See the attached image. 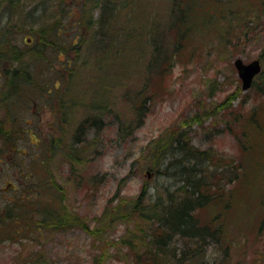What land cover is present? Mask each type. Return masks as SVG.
Instances as JSON below:
<instances>
[{
	"label": "rangeland",
	"instance_id": "obj_1",
	"mask_svg": "<svg viewBox=\"0 0 264 264\" xmlns=\"http://www.w3.org/2000/svg\"><path fill=\"white\" fill-rule=\"evenodd\" d=\"M30 1L32 0H21V4H17L18 11L12 12L13 16L9 18L21 28L20 32L16 31L13 35L14 40L11 42L24 50L33 47L32 34L40 27L57 23L43 15H33L34 19L23 21L22 15H25L26 9L36 5L28 3ZM84 1L88 15L92 12L96 15V11H93L96 8L88 0ZM40 2L44 7L50 3L47 0ZM62 3L64 12H68L67 5L78 2L63 0ZM129 4L132 11L126 16L122 14L111 18L108 26L111 31L116 32L119 18L127 21V31L131 29L133 33L131 36L129 32L123 34L121 43L126 45L124 54L127 58L124 61L133 65L134 60L145 63L153 55L151 45L156 36L162 37L161 40L167 44L174 32L166 30L171 0H132ZM186 4L190 11L185 16L190 35L183 46L175 50L172 42L169 45L170 54L167 51L157 60L162 68L153 84L157 95L154 94V99L150 102L146 97L148 95L145 96L147 116L141 125L133 127L129 136L119 137L115 124L109 122L111 116L106 113L102 129L98 130V123L95 125L91 121V118H96V113L91 108L62 105L60 100L69 91L59 95L58 89L66 90L68 85L63 83L59 87L58 83L52 84L54 81L48 79L49 71L45 64L52 63L53 68H57L65 76L70 75L72 68H61L63 62L57 61V58L54 60L48 51L46 59L26 57V65L21 67L33 69L34 80L45 82L43 85L55 90L56 94L52 106L46 107L42 101L45 102L43 99L47 93L43 96L39 89L30 86L24 91L35 97V103L21 104L16 117L0 112V127L7 134L15 131L16 126L10 125L13 121H17L25 131H31L29 135L28 132L18 135L20 128L16 131L17 140L12 139L15 142L11 145L14 149L0 144V214L5 211L8 199L23 195L25 191L34 193L42 190L39 196L43 198L44 205L47 199L54 198L56 210L61 206V209H72L79 218L93 225L92 217L102 213L108 200L114 197L132 198L141 190L145 179L151 181L149 184L152 183L153 179L147 177L148 169L144 165L145 156L143 157L148 146H152L158 136L165 133L176 136L184 129L191 131L189 138L194 146L210 150L215 165L222 166L234 160L236 167L234 174L237 176L233 178V190L230 192H219L222 185L219 180L221 174L216 172L212 177L217 178L214 189L216 199L213 198L199 213V217L207 222L215 218L213 224L220 226L222 230L220 244L214 242L208 245L205 260L214 262L222 259L224 264H264V95L260 92L264 88V0H186ZM51 9L57 11L59 7L54 5ZM6 10L0 5V24L6 20V16L3 19ZM57 16L53 14L52 18ZM75 20L71 18L69 21L75 23ZM91 28L89 31L85 27L87 34L84 37L93 34ZM92 29H97L96 22ZM65 41H69V34ZM88 46L84 44L81 49L86 60L83 68H79L73 76L70 75L73 80L78 81L70 85L71 88H77V96H81L79 93H84L87 88L90 97L93 91L100 90L102 81L90 73L95 69V56L88 55ZM121 48L118 45L116 50V44L111 48L109 55L102 60V65H105L102 72L113 83L114 90L111 88L109 91L113 101L109 102V106L119 110L123 116H131L133 111L126 107L128 102L121 100V93L129 86V82L136 89L134 83L141 86L140 89L146 83L148 90L147 84L151 77L143 74L144 72H133L128 81L121 79L114 82L121 66L125 65L117 57ZM175 52L177 54L173 56ZM67 56L74 57V53L68 52ZM168 58L170 59L164 66L163 61ZM239 59L245 63L258 59L261 63V71L252 78L247 88H243L235 67V61ZM15 63L6 59L2 65L10 64L12 70ZM262 71V77L257 78ZM3 74L5 73L0 71V75ZM103 83L106 84L104 81ZM94 96L100 98L98 95ZM64 110L74 116H63ZM251 114L256 116V121L252 120L254 116L251 117ZM61 121H65V124ZM58 125L64 129L63 132L57 131ZM256 126H262L263 129L259 128L262 132L256 131ZM242 136L245 137L244 142L239 140ZM82 137L85 142L90 141L91 147L83 152L80 151V146L75 149L83 159L81 177L88 187L81 183L74 186L73 180L65 182L69 154L72 152L70 146L76 145ZM246 140L255 145L250 162L241 158V148L243 145L248 146ZM44 157L45 163L50 164L51 159L58 162L48 175L43 173ZM17 173L20 175H16ZM91 177H94L93 182L90 181ZM222 177L224 181H228V178ZM61 193L64 201L57 200ZM36 202L35 199L19 202L18 206L31 203L32 212L24 210V216L21 215V219L16 218L9 225L0 222V264H25L37 256L45 264H99L93 260L97 248L78 226H71L68 231L47 230L41 236L33 233L34 239L25 236L26 225L41 220V214L33 211ZM124 227L119 223L113 229V236L122 232ZM7 229L9 231H5ZM225 244L229 246L227 253L223 255L221 245L224 247ZM112 254L107 264H116L117 259L113 258L115 253Z\"/></svg>",
	"mask_w": 264,
	"mask_h": 264
},
{
	"label": "trees",
	"instance_id": "obj_2",
	"mask_svg": "<svg viewBox=\"0 0 264 264\" xmlns=\"http://www.w3.org/2000/svg\"><path fill=\"white\" fill-rule=\"evenodd\" d=\"M47 1L50 2L48 3L50 5L46 4L44 8L51 17H53V14L58 15L56 18H50L57 23H53L47 27H40L36 31L37 33L45 35L43 37L45 42L39 39L40 41L37 45L39 46L40 42H43L48 48L44 50L39 46V57H36L32 54L31 49L33 47H31L29 48L28 56L36 58L37 60H40V58L46 59V52L48 51L47 53L52 55L54 60L57 58V61L59 60V62L64 63V59H67L65 66L73 69L69 71V74L73 76L86 63L85 58L81 54V49L84 44H88L90 52L88 55H94L96 57H94L93 62L95 69L91 70L90 73L95 77L101 78L102 81L99 79L101 81L100 90L93 91L89 97V92L85 88L84 93H79L82 95L77 96V88H71L70 85L78 81L73 80L70 75H63L61 77L62 79H59L56 83L59 84V87L63 83L68 86L66 90L59 88L58 92L62 95L63 92L69 91L71 95L69 96V93H67L60 101L62 105H69L68 107L91 108L96 113L94 114L96 118H91V121L95 125L98 123L96 127L98 130L102 129L104 114L106 113L107 116H111L109 122L111 121V124H115L119 137L131 135L133 127L141 125L145 120V116H147L146 110L148 106H146L145 96L150 93L149 91L153 95H157L153 84L157 81L156 77H159L160 71H162V68H160L161 65L157 63V57H162L167 51L170 54L169 45L172 42L173 50L183 46V43L186 41L185 39L190 35V29L185 17L190 12L186 0H171V12L166 29L174 32L172 39L169 40L170 42H166L167 44H165L161 40L162 37L158 38L156 36L153 40V47L156 50H151L153 55L151 54L145 63L134 60L133 65L124 61L127 58L124 54L126 45L121 43V36L123 34L129 32V36H131L133 33L131 29L127 31V21L119 18L120 23L117 24L116 32L111 31L108 26L111 18L119 17L122 14L126 16L127 13L132 11L133 8L129 4L132 0H88L92 7L94 6L96 8L93 10L96 11L95 22L97 29L95 31L100 32L103 36L100 39L101 42L96 38L92 29L91 33L93 34L84 37L87 34L85 27L89 31L91 28V23L88 22L89 20L87 21V18H92L94 14L92 12L88 15L84 0H76L78 2L77 4L71 3L67 5L68 12H64L63 5L61 6L60 4L63 0ZM0 5L3 6L2 0H0ZM54 5L59 7L57 11L51 9ZM71 18L76 19L75 23H70L69 20ZM67 33L69 34L68 42L65 41L68 38ZM109 35L110 38L108 40ZM39 38L42 37L40 36ZM115 44L116 50L118 45L122 46L117 57L125 65L121 66L118 78L114 82H118L121 79L128 81L133 72L136 74L144 72L143 74H148L151 77L147 84L149 86L148 90L146 83L142 85V89H140L141 86L134 83L137 87L136 89L131 86L130 82H127L129 86L121 93V100L123 99L128 102L126 107L133 111L131 116H123L119 110H115L112 106H109V102L113 101L109 96L111 95L109 91L113 88V83L109 78L106 79L105 74L102 72V68L105 66L102 65V60L109 55L111 48ZM14 45L18 47L15 43L8 41L0 47L1 66L6 59L11 60L12 63L16 62L12 70L5 73L3 88L8 90V88L19 89L23 87L25 89L30 86H44L43 84L45 82L34 80L32 76L33 69L21 67L26 65V59L13 54L12 49H14ZM95 48L97 50L93 52ZM6 52L7 54L5 55ZM68 52L74 53L75 59L73 65L70 63L71 57L67 56ZM176 52L173 56L177 54ZM34 68L37 69V66H34ZM18 71L22 75L15 78V72ZM164 72L165 69L162 73L163 76ZM262 75L263 71L257 78L260 79ZM78 90L80 91V89ZM260 92L264 95L263 87ZM21 95L30 96L25 91L24 93L21 92ZM94 95H98L100 98H96ZM103 96L105 99H103ZM148 99L150 102L151 99L149 97ZM106 110L108 111L106 112ZM206 112L208 111L206 110ZM71 116L73 117L74 115ZM252 120L256 121V116ZM16 126L19 125L16 124ZM259 128L261 127L256 126V131ZM259 131L262 132V129ZM17 132L18 135H24L27 132L29 135L31 133L30 130L25 131L24 128H20ZM190 134L191 131L182 129L176 136H172L170 133L158 136V139L154 141L152 146H148L143 157L145 156L144 165L149 172L161 176L162 179L157 180L156 183L152 182L147 186L142 185L138 194L132 198L122 199L114 197L112 200H108L102 208V213L92 217V221H94L93 225H90L89 221L81 217L79 218L78 214L72 209H66V206V208L61 209L63 207L61 206L56 210V200L54 198L52 200L47 199L44 205L43 198L39 196L42 190L34 193L25 191L23 195L13 197V203L11 199H8V202L5 204V211L0 214V222H5L6 225H9L10 222H15L16 218L21 219V215L24 216V210L31 213V203L20 206L18 204L19 202H25V200L30 201L31 199H35L37 202L33 211L41 214V220H35L26 225L24 231L26 233L25 236H31L34 239L32 236L33 233L41 236L47 230H55L57 232L68 231L71 226H78L79 229L83 230L91 238V242L97 248L93 260H96L99 264H107V261L113 256L112 252L115 253L113 258L117 259L116 264H224V260L222 259L214 262L205 260L208 245L214 242L220 244L222 230L220 226L213 224L216 221L215 218L211 222H207L199 217V213L213 198L216 199L214 190L216 186L212 181V177L215 176L216 172L218 171L221 176L228 178L229 181L233 180L234 176H237L236 173L234 174L236 167L234 164L233 168L229 169L227 167L228 163H226L222 164V166L219 165L220 168H218L219 166L215 165L214 161H212L213 155L210 153V150L194 146L189 138ZM243 138L245 137L242 136L239 140L243 141ZM245 142H247L248 146L243 145V148H241V158L250 162L255 145L253 146L247 140ZM77 146H80L79 149L83 152V150L90 148L91 144L89 140L85 142V138L82 137L81 140L76 142V145L70 146L72 152L69 154V167H74V172L77 171V175L73 176L71 180L74 181V186H78L81 183L88 187L81 177L83 159L80 157V153L78 155V152H76L75 147ZM233 163H235L234 160L230 164L233 165ZM16 175L20 174L17 173ZM93 178L91 177V182L94 181ZM67 181H69V178L65 179V182ZM57 197V200L64 201L62 193ZM119 223L125 227L121 230L122 232L113 236V229ZM5 231L9 230L7 229ZM228 246V244H225L224 247L221 245L223 255L227 253ZM25 264L45 263L41 257L37 256L35 259L28 260Z\"/></svg>",
	"mask_w": 264,
	"mask_h": 264
},
{
	"label": "bare ground",
	"instance_id": "obj_3",
	"mask_svg": "<svg viewBox=\"0 0 264 264\" xmlns=\"http://www.w3.org/2000/svg\"><path fill=\"white\" fill-rule=\"evenodd\" d=\"M2 3H3V8H7L6 12L4 13V16H3V19L5 18L6 16V20L5 22H2L0 24V47L3 46L4 44H6V42H11V40H14L13 39V35L16 33V31L20 32L21 28L18 26V25H15L13 21H10L9 18H11L13 16L12 12H15V11H18V7H17V4L20 3L21 4V0H2ZM25 3V2H24ZM28 3H33V4H36V5H32L30 6L28 9H26V11L24 12L25 15H22L24 16L23 18V21H27V19H34L33 18V15L35 16H42L46 19H50L52 18L50 16L49 13H47V10L44 8L43 5H41V2L40 0H32ZM28 6V5H26ZM24 6V7H26ZM32 16V17H31ZM96 18V15H93L92 18L89 19V22L91 23V27L94 28L95 27V20ZM0 21H2L0 19ZM91 28V29H92ZM93 33L95 34L96 38L101 42L100 39H102V35L100 32H96L95 29L93 30ZM206 29L203 31V33H205ZM32 38H33V48L31 49L32 51V54L35 55L36 57H39V46L41 48H43L44 50H47L48 46L45 45V39H43V37L45 35L41 34V33H33L32 34ZM42 37V38H39V37ZM110 38V35L108 37V40ZM39 39H41L43 42H40V45L38 46L37 43L40 41ZM151 46H154V44H152ZM14 49H12V52L15 56H19L20 58H24L26 59V57H28V54H29V49L28 50H24V49H21L20 47H16L15 45L13 46ZM97 50V48L93 49V52H95ZM152 51L156 50V48L152 47L151 49ZM159 58H161L160 56L157 57V60H159ZM74 59H75V56L74 57H71L70 59V63L71 65L74 64ZM169 59V58H168ZM168 59L164 60V64L166 61H168ZM65 61L67 59H64ZM62 60V61H64ZM64 61V63H60V67L61 68H68L66 67L65 65L67 64L66 62ZM149 64V63H148ZM45 66H47L46 68L48 69V76L52 81H54L53 83H56V81H58L59 79H62L61 77H63V73L60 72V70H57V68H53L52 66V63H46ZM11 65L8 64V65H2L1 68H0V71L2 73H7V71H10L11 69ZM16 73V74H15ZM14 74V77L15 78H18L20 77L22 74L18 71V72H15ZM107 74V73H106ZM4 75H0V80H1V87H0V112H4V114H7V116H9L8 113H10L13 117H16V112L17 110L20 108L21 104L23 103H27L29 105H31L32 103H35L36 99L34 96L30 95V96H24V95H21V92L24 93V88L23 87H20L19 89L18 88H8V90L4 89L3 88V78H4ZM106 76V75H105ZM37 89H39L41 95H43L44 93H47V96L44 97V101H42V103L45 105L46 104V107L48 106H52V103H53V100L55 99V94H56V91L55 90H51L49 88H47L46 86H41V87H37ZM3 90V91H1ZM18 92V93H16ZM150 93L148 94V97L152 100L154 99V95L151 91H149ZM61 95V94H59ZM44 96V95H43ZM6 108V109H5ZM64 115H67V116H71L70 115V112L69 111H66L64 110L63 111V116ZM254 116L251 114V117ZM72 117V116H71ZM253 118V117H252ZM2 122V118L0 120V124ZM62 123L65 124V121H61ZM61 123V125H63ZM16 124H18L16 121H13L10 125L11 126H16ZM67 125H70L67 123ZM72 125V124H71ZM18 127L19 126H16V128H14L15 131H13V134H7V132L5 130H3L1 127H0V144H4V146L8 147L9 149H14L11 147V145L13 146V143L15 141H12V139H16L17 140V136H16V131L18 130ZM25 127V126H24ZM262 129L263 127L260 126ZM28 128H30V126H28ZM57 131L59 132H63L64 129L60 127V125H58V128H57ZM55 132V131H54ZM54 134V133H53ZM2 146V145H0ZM1 150V148H0ZM45 159V158H44ZM58 162H56V159H51L50 160V164L48 163H43V173L47 174L55 167V165L57 164ZM232 166V167H231ZM234 166V163L233 165L228 163L227 167L230 169V168H233ZM147 169V168H146ZM74 168H70L68 167V172L65 176V178H69V180H71V178L73 179V176L77 175V171L74 172ZM147 177H151L152 182L153 183H156L157 180H161V176H157L155 174H152L151 172H149V170L147 171ZM46 175V176H47ZM145 183H143L142 185L143 186H147L151 181H147V179H145ZM219 180L220 182H222V185L219 187V192L223 193V192H230L233 190L231 184L233 183V180H229V181H224L223 180V177H219ZM212 181L214 183L217 182V178L216 179H212ZM52 185V184H50ZM142 188V187H141ZM14 190V189H13Z\"/></svg>",
	"mask_w": 264,
	"mask_h": 264
},
{
	"label": "water",
	"instance_id": "obj_4",
	"mask_svg": "<svg viewBox=\"0 0 264 264\" xmlns=\"http://www.w3.org/2000/svg\"><path fill=\"white\" fill-rule=\"evenodd\" d=\"M235 67L238 71L239 77L241 78L243 88L249 87L252 82V78L261 71L258 59L251 60L249 63H244L240 59L236 60Z\"/></svg>",
	"mask_w": 264,
	"mask_h": 264
},
{
	"label": "flooded vegetation",
	"instance_id": "obj_5",
	"mask_svg": "<svg viewBox=\"0 0 264 264\" xmlns=\"http://www.w3.org/2000/svg\"><path fill=\"white\" fill-rule=\"evenodd\" d=\"M39 142H40V146H41V141L39 140Z\"/></svg>",
	"mask_w": 264,
	"mask_h": 264
}]
</instances>
